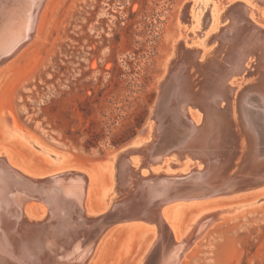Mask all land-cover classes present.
I'll return each mask as SVG.
<instances>
[{
    "label": "bare ground",
    "instance_id": "bare-ground-1",
    "mask_svg": "<svg viewBox=\"0 0 264 264\" xmlns=\"http://www.w3.org/2000/svg\"><path fill=\"white\" fill-rule=\"evenodd\" d=\"M44 1L0 0V65L34 37ZM263 3L264 0H242L228 12L220 0H186L180 6L167 32L169 45L165 52L172 60L162 61L159 102L154 122L148 124L152 129L138 135L135 143L142 142L143 146L138 145L117 162L106 161L102 166L94 165L101 160L85 163V169L96 177L100 174L97 171L113 162L110 185L100 191L102 212H89L85 206L92 187L89 174L62 169L33 176L11 165L1 147L0 264H87L109 220L138 221L153 229L133 264H181L196 238L222 213L230 215L243 206L262 203L264 196L215 212L198 211L178 233L174 213L167 215L163 209L178 200H199L228 193L235 187L264 184ZM226 20L229 21L224 24ZM244 25L248 29L244 30ZM216 27L211 46L217 36L226 42V34H231V39L228 43L219 40V49L214 51L213 47L206 53L208 37L204 39V33L200 38L198 34L203 29H208L204 30L208 34ZM187 43L201 47L195 45L192 49ZM254 54H258L260 66L256 75L240 86L228 81L246 71L248 63L253 65L249 57ZM4 111L0 113L4 139L18 137L40 155L50 156L53 163L65 157L48 150L21 129H12V118ZM236 118L249 132L240 134L247 151L242 166H238L240 159L229 163L233 158ZM146 139L150 140L144 142ZM167 150H172L169 154L176 158H165ZM242 173L251 177L238 180ZM242 182L250 184L240 185ZM118 190L122 194L114 195ZM32 200L44 208L39 217L24 211Z\"/></svg>",
    "mask_w": 264,
    "mask_h": 264
},
{
    "label": "rangeland",
    "instance_id": "rangeland-1",
    "mask_svg": "<svg viewBox=\"0 0 264 264\" xmlns=\"http://www.w3.org/2000/svg\"><path fill=\"white\" fill-rule=\"evenodd\" d=\"M227 1L220 0V4ZM239 1L225 4L226 11L235 9ZM182 2L186 0H45L34 37L0 65V113L5 110L11 116L12 129H21L65 157L53 163L50 156L40 155L18 137L4 139L0 127V148L9 163L33 176L62 169L89 174L92 187L85 206L89 212H102L100 191L110 185L113 162L97 171L96 177L85 169V163L102 160L106 153L129 145L151 115L153 119L162 61L172 60L165 52L167 32ZM217 29L198 34L208 37L206 53L213 47L219 49V40L225 42L217 36L211 46ZM230 35L226 34L225 43ZM195 45L199 44L187 43L192 49ZM253 56L249 57L253 65L248 63L246 71L228 81L240 86L254 77L260 66L258 54ZM167 151L165 158H176ZM116 194L121 195V190ZM262 196L264 184L235 187L199 200H178L163 209L167 215L174 213L178 233L198 211L215 212ZM43 210L35 200L24 208L31 217H39ZM222 215L196 238L181 264H264V201ZM113 222L121 223L108 228ZM151 233L153 229L142 222L109 220L87 264H133Z\"/></svg>",
    "mask_w": 264,
    "mask_h": 264
},
{
    "label": "water",
    "instance_id": "water-1",
    "mask_svg": "<svg viewBox=\"0 0 264 264\" xmlns=\"http://www.w3.org/2000/svg\"><path fill=\"white\" fill-rule=\"evenodd\" d=\"M180 18V17H178ZM5 58V57H4ZM6 61V60H5ZM3 61V63L5 62ZM261 92L262 94H264V88L261 89ZM153 122V119H152V115H151V118H150V121L148 123H152ZM148 123L147 125L144 127V129L138 133L137 135H142L144 132H147L148 130L151 131L152 128L149 129L148 127ZM233 132H235V139L233 142L234 144V147H233V154H232V159L229 161V163H234L236 162L237 160L240 159V161L238 162V166H242L243 164H245V162H242V160L244 159L245 161V158H246V155H247V151H245V148L246 147H243L242 146V142H241V139H240V134L241 135H249V132L248 130L246 129V127L244 126V124L242 123V121L240 120V118H236V126H234L233 128ZM238 133V134H237ZM137 135L135 136V138L129 143V145L121 148V149H117V150H112L108 153L105 154L104 158L98 163L96 162L94 165L96 166H102V164L106 161H112L114 160L115 162H117L119 160V158L124 155L125 153L127 152H130L132 151L133 149H135V143L138 141L137 140ZM244 137V136H243ZM141 138H143L141 136ZM140 139V138H138ZM147 140V139H146ZM142 143V142H141ZM140 143V144H141ZM140 146H143L142 144ZM233 146V145H232ZM139 147V146H138ZM175 150V149H174ZM172 151V150H171ZM170 151V152H171ZM242 162V163H241ZM251 175L250 174H247V173H242L238 176V180H244V179H248L250 178ZM250 184L249 182H242L240 185H248ZM118 223H121V222H113L111 223L110 225H108V228L113 226V225H116ZM102 231H105V228H103Z\"/></svg>",
    "mask_w": 264,
    "mask_h": 264
}]
</instances>
